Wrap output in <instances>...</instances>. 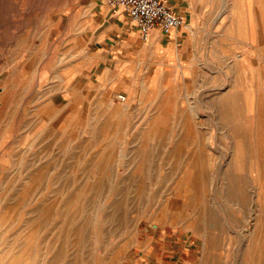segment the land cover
I'll list each match as a JSON object with an SVG mask.
<instances>
[{"label":"rangeland","instance_id":"374dc122","mask_svg":"<svg viewBox=\"0 0 264 264\" xmlns=\"http://www.w3.org/2000/svg\"><path fill=\"white\" fill-rule=\"evenodd\" d=\"M101 7L113 10L105 0H0V77H8L0 88L10 89L2 101L17 96L20 103L28 89L57 92L60 80L32 77L92 59L103 41L93 38L90 12ZM85 61L71 65L80 72L91 67ZM67 83L73 103L92 92L82 80ZM240 90L254 111L239 113L238 129L225 127L236 119L231 113H205L214 126L210 158L195 159L189 175L187 160L177 161L176 176H163L156 159H119L123 150L145 155L132 153L133 141L111 144L109 159H92L97 144L76 143L73 129L50 146L49 159L31 158L43 155L33 152L41 145L0 142V264H145L160 236L174 247L215 250L218 264H264V136L257 131L264 127V59H254V80ZM119 94L116 102L128 104ZM236 138L249 143L230 145Z\"/></svg>","mask_w":264,"mask_h":264},{"label":"crops","instance_id":"0c3cea01","mask_svg":"<svg viewBox=\"0 0 264 264\" xmlns=\"http://www.w3.org/2000/svg\"><path fill=\"white\" fill-rule=\"evenodd\" d=\"M164 1L183 15L186 26L167 35L155 28L149 40L139 44L137 27L124 11L97 8L90 12L93 29L98 28L93 38L103 43L98 44L92 59L70 63L82 65L89 60L90 68L81 66L78 72L76 67L65 65L58 72L35 74L33 79L60 80L57 92L36 94L28 89L20 103L17 96L3 102L10 89L0 88V142L19 145L26 141L33 148L41 145L33 152L43 155L31 158L49 159L50 146L62 143L67 129H73L76 143L97 144L92 159H109L111 144L133 141L132 153L145 155L127 157L123 150L118 158L156 159L166 170L163 176H176L180 159L190 162L188 175L195 159H209L214 127L211 112L235 115L225 127L238 129L239 113L254 111V103L243 99L240 87L243 89V80H254V59H264V0ZM7 78L5 75L0 80ZM74 78L82 80L83 90H92L80 103H73L77 95L67 90V81ZM115 90L123 92L129 103L118 104ZM140 98L141 108L135 106ZM197 115L202 120H195ZM152 138L158 143L155 149ZM243 140L236 138L229 144L249 143ZM232 154L231 159L235 157ZM251 154L245 155L247 160L254 159V151ZM245 171L252 173L247 167ZM156 241L145 264H218L216 257L221 255L207 248L199 253L194 248L174 247L162 236Z\"/></svg>","mask_w":264,"mask_h":264},{"label":"built area","instance_id":"2783aa9c","mask_svg":"<svg viewBox=\"0 0 264 264\" xmlns=\"http://www.w3.org/2000/svg\"><path fill=\"white\" fill-rule=\"evenodd\" d=\"M105 1L111 9L126 13L128 19L135 23L138 37L142 41H145L149 33L155 28L167 35L186 24L183 15L173 11L164 0Z\"/></svg>","mask_w":264,"mask_h":264},{"label":"bare ground","instance_id":"6f19581e","mask_svg":"<svg viewBox=\"0 0 264 264\" xmlns=\"http://www.w3.org/2000/svg\"><path fill=\"white\" fill-rule=\"evenodd\" d=\"M105 3H106V1H105ZM106 4H107V3H106ZM107 5H108V4H107ZM109 7H110V6H109ZM110 8H111V7H110ZM131 25H132L133 27L136 28V25H135L133 22H131ZM185 26H186V25H185ZM153 30H154V29H153ZM153 30H152V31H153ZM152 31H151V32H152ZM151 32H150V33H151ZM150 33H149V35H150ZM149 35H148V37H149ZM148 37H147V39H148ZM147 39H146V40H147ZM146 40H145V41H146ZM3 89H4V88H3ZM119 95H120L119 97H120L123 101L126 100V96H125V95H121V94H119ZM122 97H123V98H122ZM114 105H115V104H114ZM260 117H261V115H260ZM263 118H264V117H263ZM260 120H261V119H260ZM259 123H260V122H259ZM263 123H264V120H263ZM257 124H258V122H257ZM262 127H263V126H261V125L259 126V125H258V130H257V131H258V133H259V132L262 133V135L264 136V127H263V128H262ZM258 137H259V136H258ZM260 138H262V137H260ZM261 140H262V139H261ZM259 141H260V140H259ZM260 143L263 144L262 142H260ZM220 165H221V164H220ZM216 175H217V174H216ZM12 182H13V181H12ZM217 184H218V183H217ZM23 186H24V185H23ZM212 197H213V196H212ZM94 199H95V198H94ZM44 200H45V199H44ZM59 200H60V199H59ZM43 204H44V203H43ZM177 205H178V204H177ZM224 207H225V206H224ZM253 212H254V211H253ZM7 216H8V215H7ZM250 221H251V220H250ZM253 224H254V223H253ZM154 225H156V224H154ZM230 231H231V230H230ZM241 235H242V234H241ZM12 262H13V260H12Z\"/></svg>","mask_w":264,"mask_h":264}]
</instances>
